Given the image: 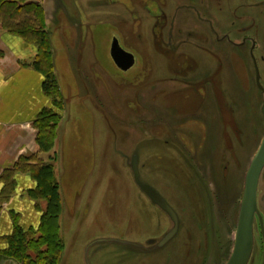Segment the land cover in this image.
Segmentation results:
<instances>
[{
  "label": "rangeland",
  "instance_id": "374dc122",
  "mask_svg": "<svg viewBox=\"0 0 264 264\" xmlns=\"http://www.w3.org/2000/svg\"><path fill=\"white\" fill-rule=\"evenodd\" d=\"M138 1L155 14L138 12ZM151 1L40 0L53 55L56 86L60 90V101L64 103L53 149L39 155L45 163L53 165L59 185L62 207L59 226L64 246L59 264H83L84 248L92 240L116 239L146 244L153 236L150 224L153 220L158 227L156 235L165 230L166 217L151 212L148 199L133 183L129 162L134 154L138 156L142 181L154 184L165 196L179 198L181 162L185 156L177 150L174 140L181 134L178 126L183 129L184 125H178L173 115L180 112V107L187 111L193 101L190 94L180 96L178 92H189L190 85L198 87L194 82L199 75L197 57L200 53L195 41L199 27L195 14L187 10L193 6L186 5V1ZM226 3L225 0L220 4L226 8L218 16L221 32H226L225 23H229L231 17L224 12L232 13ZM58 5L65 7V16L71 14L78 28L72 30L67 17L57 24ZM95 12L104 15L100 13L96 20L93 19V26L87 24L84 17ZM244 15L256 17L260 26V52H264V21L255 13ZM117 16L118 22L114 19ZM0 30L6 32L1 25ZM113 37L136 57L135 66L127 73L119 72L110 59ZM154 39L161 40L160 46H153ZM166 41L172 46L171 55L167 52ZM254 54L257 56L258 52ZM179 55L182 57H176ZM185 58L193 63L184 72L186 63L182 61ZM248 58L241 66L239 64V76L250 65ZM233 60L237 62V56L233 55ZM225 79L233 99L245 104L249 97H238V92H245L241 81L230 70ZM175 89L178 92L170 94ZM154 90L155 102L151 96ZM186 97H189L187 104L182 106ZM242 109L251 115L254 112L249 104ZM195 122L188 118L184 123L191 126ZM52 157L55 159L51 160ZM38 208L43 211L45 203L39 202ZM214 240L212 248L216 246ZM90 253L92 264H134L132 259L137 258L134 256H149L146 260L150 259V255H137L116 245H99ZM163 257L165 254L151 256L150 262L165 264Z\"/></svg>",
  "mask_w": 264,
  "mask_h": 264
},
{
  "label": "flooded vegetation",
  "instance_id": "af4514ba",
  "mask_svg": "<svg viewBox=\"0 0 264 264\" xmlns=\"http://www.w3.org/2000/svg\"><path fill=\"white\" fill-rule=\"evenodd\" d=\"M184 1L186 5L193 6L187 10L195 14L199 27L195 39L200 53L197 57L199 75L197 82H194L198 87L190 85L187 87L189 92L183 94L177 89L170 92V94L178 92L180 96L190 94L193 97L187 111L179 105L180 112L176 115L172 114L179 121L178 125L179 123L181 126L184 125L183 129L178 126L177 130L181 134L176 135L178 138L174 140L175 147L186 158L181 162L183 169L181 182L178 184L179 198H174L173 195L165 196L154 184L150 185L160 194L163 193L162 197L175 213L178 220L177 231L167 246L149 255L151 259V256L154 258L158 254H165V258L163 257L165 264H226L235 249L246 175L264 137V52H260L262 44L258 41L260 26L257 25L255 16L244 15V13H255L264 21V0H226L232 13L224 12L231 14V17L229 16L230 24L225 23L227 30L222 31L223 33L218 16L220 11L226 9L224 4L220 7L225 0ZM151 2L155 3V0ZM136 4L138 12L141 10L144 15L155 14L144 3L138 1ZM65 12V7L58 5L55 18L57 24L67 17L68 26L72 30L78 28L71 14L65 16ZM100 13L85 15L86 23L93 26V19L96 20ZM114 19L119 21L118 16ZM113 39H116L121 47L115 37L112 38L110 47ZM168 42L166 41L165 45L167 52L170 53L172 46ZM152 43L157 47L162 42L154 39ZM121 49L133 56L134 64L129 70L119 69L111 56L110 59L119 72L127 73L135 66L136 57L124 48ZM255 51L258 52L257 56L254 54ZM230 55L232 57L229 58ZM233 55L237 56V62L233 60ZM246 58L250 59V65L239 76L240 72L237 71L240 68L239 64L241 66ZM182 63H186L182 69L185 72L193 61L185 58ZM229 70L238 81H241L245 92L249 93L238 92L239 98L249 97L245 104L237 99L235 101L229 93L225 79ZM251 85H253L252 92ZM155 92L156 90L151 91L154 102ZM59 98H61L60 90ZM188 99L189 97L185 99L182 106L187 104ZM169 103L171 104L170 100L167 101V105ZM243 104L246 107L249 104L254 114L241 110L244 108ZM256 110L258 114H255ZM63 111L64 109L61 111V116ZM188 118L194 119L197 123H192L194 125L191 126L185 125L184 122ZM148 203L151 212H159L166 217L168 223L165 230L160 235H156L157 224L154 220L150 222L153 236L148 240L156 241L161 235L171 231L175 224L155 204L149 200ZM250 234L251 248L246 264H264V164L258 176ZM213 240L216 244L215 248L211 246ZM147 257L133 258L132 261L134 264H151L150 259L146 260ZM122 260L120 256L119 261Z\"/></svg>",
  "mask_w": 264,
  "mask_h": 264
},
{
  "label": "trees",
  "instance_id": "16d2710c",
  "mask_svg": "<svg viewBox=\"0 0 264 264\" xmlns=\"http://www.w3.org/2000/svg\"><path fill=\"white\" fill-rule=\"evenodd\" d=\"M45 23L40 0H0V25L8 34L23 39L36 49L30 66L41 74L42 89L50 101V106L44 108L33 122L37 153L20 157L11 168L0 174V206L7 204L14 196L17 175H27L35 183V187L27 191L29 200L37 206L39 202L45 203L35 228H24L19 223V215L13 213L11 232L0 237L3 243L0 261L10 260L17 264H59L64 248L59 226L62 211L59 185L53 165L39 158L40 154L53 149L63 110ZM3 55L0 50V59ZM54 159L52 157L51 160Z\"/></svg>",
  "mask_w": 264,
  "mask_h": 264
},
{
  "label": "crops",
  "instance_id": "0c3cea01",
  "mask_svg": "<svg viewBox=\"0 0 264 264\" xmlns=\"http://www.w3.org/2000/svg\"><path fill=\"white\" fill-rule=\"evenodd\" d=\"M0 50L4 53L0 59L1 174L20 157L37 153L33 122L50 101L43 92L41 74L29 64L36 54L34 46L0 30ZM16 182L14 196L0 206V237L11 232L13 213L24 228H35L40 220V208L27 197L35 183L27 175H17Z\"/></svg>",
  "mask_w": 264,
  "mask_h": 264
},
{
  "label": "water",
  "instance_id": "95a60500",
  "mask_svg": "<svg viewBox=\"0 0 264 264\" xmlns=\"http://www.w3.org/2000/svg\"><path fill=\"white\" fill-rule=\"evenodd\" d=\"M110 56L114 64L123 71L129 70L134 64L133 56L125 52L123 49H121L116 39H113L112 41L110 47ZM263 164H264V137L262 139L261 145L256 155L252 160V163L246 175L244 196L241 203L240 213L238 218L235 249L226 264H246V261L249 257L250 248H251L250 230L253 220V211L255 208V191L257 187L258 176ZM129 168L131 171L133 183L135 184L136 188L149 201H151L153 204H155V206H157L160 210H162L163 213L169 216L175 225L173 224L174 227L171 229V231L164 234L160 239L156 241L147 240L146 244H142L139 242L116 240V239L92 240L84 248L82 255L83 264H92L91 263L92 253H90V251L92 250L93 247L99 245H116L126 248L133 253H137V255L139 254L149 255L163 249L167 245V243L175 236V233L177 231V223H178L177 217L173 212V210L171 209V207L166 203L162 195L157 190H155L149 183H147L146 181H142V179L140 178L137 155L134 154L131 157L129 162ZM134 257H138V256H134ZM1 262L4 264H17L10 260H3Z\"/></svg>",
  "mask_w": 264,
  "mask_h": 264
}]
</instances>
